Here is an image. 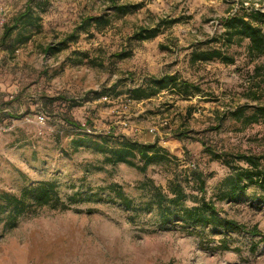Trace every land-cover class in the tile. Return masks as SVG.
<instances>
[{"label":"rangeland","instance_id":"374dc122","mask_svg":"<svg viewBox=\"0 0 264 264\" xmlns=\"http://www.w3.org/2000/svg\"><path fill=\"white\" fill-rule=\"evenodd\" d=\"M28 1L0 0V127L13 126L0 132V193L20 194L35 182L53 181L65 201L75 202L68 210L44 208L22 216L13 230L5 229L0 215V264H264V192L251 187L237 202L219 201L220 183L230 171L196 140L220 151L264 155V125L229 116L241 106L251 116L252 108L264 104V56L251 62L244 42L229 50L235 65L189 62L194 49L211 47L202 43L215 37L222 19L242 2L264 11V0H119L131 8L128 14L115 12L109 0H34L44 11L41 26L17 42H1L3 25ZM94 15H106L110 24L99 31L85 26ZM140 27L160 32L141 42L135 39ZM167 75L200 92L189 98L172 90L150 100L130 98L132 89ZM220 119L221 128L214 130ZM182 131L188 138L179 141L175 135ZM84 135L105 147L116 148L122 139L157 144L176 160L154 163L146 173L111 165L101 153L73 148L72 140ZM191 169L206 176L205 197L216 202L221 216L256 227L263 242L245 232L214 234L209 227L200 230L202 243L159 227L150 204L153 187L167 192L175 175ZM118 187L133 208L122 205L114 193ZM224 236L232 250L212 248Z\"/></svg>","mask_w":264,"mask_h":264},{"label":"trees","instance_id":"16d2710c","mask_svg":"<svg viewBox=\"0 0 264 264\" xmlns=\"http://www.w3.org/2000/svg\"><path fill=\"white\" fill-rule=\"evenodd\" d=\"M111 8L120 14H128L131 8L126 5H120L119 0H109ZM245 2L233 14L220 22V31L215 37L202 45L211 46L207 49H194L190 55V64L209 63L218 61L223 65H235V57L229 54L233 47H243L244 42L247 57L251 62L264 56V11L255 9L253 6L245 7ZM42 7L29 0L25 9L13 18L11 24L3 25V35L1 42L14 40L17 42L22 39L24 32L39 28L42 22ZM85 26H93L96 31L105 28L110 24V19L106 15H94L84 20ZM83 32L89 33L87 29ZM159 27H140L135 33V39L138 41H149L159 35ZM69 40H74L75 35H69ZM30 40L29 35L22 41L26 43ZM20 41V42H21ZM60 43L58 46H62ZM47 50L60 51V48L48 47ZM125 53L118 56L123 57ZM260 67L256 65L255 71ZM178 91L183 97L199 93L200 88L188 81L179 80L176 76L167 75L159 78H151L149 82L136 87L130 91V98L135 101L150 100L164 91ZM252 100H258L257 97H251ZM248 106L237 107L230 113L236 121L246 124H257L261 122L264 125V104H259L252 108L253 114L245 116L244 111ZM224 119H220L214 130L221 128ZM2 123V121H0ZM65 122L78 130H82L80 123L73 119H65ZM90 135H84L83 138L72 140V146L75 150L88 148L101 153L105 156V162L111 165L125 164L146 173L149 166L154 163L169 162L175 157L157 144H142L129 139H122L118 147H105L103 144L89 139ZM181 141L188 138L187 131H182L175 135ZM201 143L204 152L211 160L219 162L229 169L230 174L220 183L223 189L218 197L219 201L227 200L229 202L239 201L245 192L256 187L264 192V155L257 156L246 153H232L229 151L216 150L202 139H196ZM206 176L198 169H191L183 177L174 176L169 181L167 192L162 187H153L151 205L155 207L157 216L160 219L159 227L167 229H178L189 236H195L202 243L205 242L204 235L200 230L212 227L209 231L225 233H248L252 236H259V243L263 242V235L256 227L247 228L234 219L221 216V212L216 202L206 199ZM199 193L200 198L194 193ZM117 198L127 209H131V200L124 195L122 189L114 190ZM74 197L67 201L60 194L57 183L53 181H40L24 188L20 194H11L8 192L0 193V215H5V229L13 230L17 226L18 218L22 216H36L44 209L68 210L70 205L75 202ZM192 203L188 206L187 203ZM219 230V231H218ZM253 250L256 245H253ZM217 249L232 250L227 237L219 240Z\"/></svg>","mask_w":264,"mask_h":264},{"label":"built area","instance_id":"2783aa9c","mask_svg":"<svg viewBox=\"0 0 264 264\" xmlns=\"http://www.w3.org/2000/svg\"><path fill=\"white\" fill-rule=\"evenodd\" d=\"M45 119H46V118H45L43 115H40V116L38 117V122L44 124V123H45ZM12 127H13V126H11V127H9V128H7V127H0V132L10 131V130L12 129Z\"/></svg>","mask_w":264,"mask_h":264}]
</instances>
